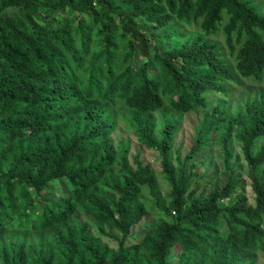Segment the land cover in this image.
<instances>
[{"label": "trees", "instance_id": "obj_1", "mask_svg": "<svg viewBox=\"0 0 264 264\" xmlns=\"http://www.w3.org/2000/svg\"><path fill=\"white\" fill-rule=\"evenodd\" d=\"M243 81L264 86V15L247 1L0 0V239L48 237L45 247L1 240L0 264H256L264 87L233 112L209 105ZM164 108L201 112L182 158L177 121L164 116L155 130L151 115ZM119 113L135 142L157 153L169 187L162 216L135 243L130 229L145 215L138 196L155 177L138 154L113 146ZM213 139L226 178L199 198L192 160ZM231 140L251 202L229 163ZM81 215L109 231L92 232Z\"/></svg>", "mask_w": 264, "mask_h": 264}, {"label": "rangeland", "instance_id": "obj_2", "mask_svg": "<svg viewBox=\"0 0 264 264\" xmlns=\"http://www.w3.org/2000/svg\"><path fill=\"white\" fill-rule=\"evenodd\" d=\"M254 6L262 15H264V0H244ZM186 31H192V28H186ZM216 41L220 44V38H216ZM139 60H134V64H138ZM230 92L227 100H223L219 95H212L209 97V105L212 106L215 103H222L229 109V112H233L239 109L242 104L248 99L252 98L258 93L259 88L264 87L262 84H258L250 81H243L241 86L230 85ZM125 114L119 113L116 115V126L110 135V140L114 147L121 144L128 149V157L138 154V160L142 165H146L150 170L154 172L155 181L152 184L151 190L149 188H142L138 199L141 205L145 209V215L140 221L131 227L130 234L133 238L129 240V243H135L140 239L142 231L146 228L147 223L157 220L162 216L157 205H166L168 202L169 187L164 180L163 175L160 172L158 155L152 150H144L140 145L135 142L134 136L130 128L127 126L124 119ZM169 117L177 121L178 129L173 140V148L177 151L180 158L183 157L185 152L190 147L193 139L194 132L200 122L201 112L195 111L186 114H179L172 112L166 108L163 111L154 112L151 117L155 121V130L158 131L162 124V117ZM263 142V138H259L255 142L253 150H256ZM228 151L230 153L229 163H233V168L236 169L237 181L244 186L245 195L248 201L251 202L252 196L249 188V183L246 176V167L241 156L240 146L235 141L231 140L228 143ZM192 162L196 167L192 169V183L191 188L194 190L196 197L204 198L213 188H219L225 181L226 174L222 169V156L220 147L217 140L212 141L209 148L193 158ZM264 170V165L258 168V172ZM110 196V195H108ZM228 203V201L226 202ZM82 223L89 224L92 232L96 233V227H102L104 232H108V228L100 221L93 220L87 216H79ZM12 234V233H11ZM7 234L0 239L1 242L6 241L9 238L23 240L26 244L37 247L41 245L45 247L47 245L48 237L41 234L17 232L11 236ZM103 240L111 246H114L111 240L106 236H102ZM0 242V243H1ZM256 264H264V252L257 254ZM169 264H176L175 258H173Z\"/></svg>", "mask_w": 264, "mask_h": 264}]
</instances>
